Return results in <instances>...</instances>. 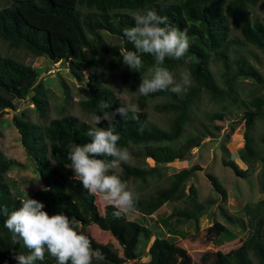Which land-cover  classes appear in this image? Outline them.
I'll use <instances>...</instances> for the list:
<instances>
[{
    "label": "trees",
    "instance_id": "1",
    "mask_svg": "<svg viewBox=\"0 0 264 264\" xmlns=\"http://www.w3.org/2000/svg\"><path fill=\"white\" fill-rule=\"evenodd\" d=\"M7 1L0 6V40L8 48L19 49L35 57L44 56L54 62H69L70 71L78 80L86 77L91 93L90 97L79 101L81 107L92 115H101L104 111L113 114L112 123L121 137L118 146L131 147V153L136 158L153 159L154 165L145 168L138 164L122 163L115 174L126 183L132 181L144 185L148 176H156L159 164L176 158L185 159L192 146L199 145L204 136L219 129L215 125L213 130L208 126L197 127L193 131L184 130L191 120L192 105L201 92L207 93L218 103L233 102L236 100L234 83L239 77H250L264 84L260 71L241 52L243 47L252 45L264 54V0ZM146 9L167 16L171 25L180 30L186 29L190 37V48L185 57L181 60L167 57L162 65L167 69L183 65L185 70L192 73V83L187 92L181 95L170 91L156 92L149 96L136 95L141 105L153 101L158 110L169 114L167 127L149 120L143 112L138 113V121L132 120L130 113L125 120L116 112L124 104L112 88L99 82L91 70L98 62H104L110 71L119 73L122 83L133 85L152 68L154 58L150 54H142L144 66L139 72L129 70L122 63L123 53L135 50L124 35V29L134 26L130 12ZM103 32L118 37L120 43L107 44ZM85 49H97L99 58L86 59ZM72 61L81 62L88 72L84 74L83 69H78ZM214 63L221 64L226 87L218 85L212 68ZM42 71L0 51V112L8 108L15 109L13 99H22L32 92V103L41 113L44 110V87L38 77ZM104 103L109 105L107 109L101 107ZM245 105L243 145L237 149V154L246 166L241 168L231 159L225 160L224 165L230 166L237 175L247 176L254 171L256 163L261 161L259 188L264 192V155H259L249 135L255 118L263 110L264 92L249 99ZM223 116L224 112L215 111L210 119H222ZM12 119L45 185L28 196L42 202L44 211L50 216L62 212L83 228L94 224L110 232L120 245L122 257L109 250L108 246L92 242V248L104 254V261L93 264H123L137 258L143 250L142 244L151 237L147 217L153 220L152 214L163 204L182 201V207L174 206L166 215V219L170 216L176 222H197L207 206L208 201L198 200L196 188L186 184L193 172L200 169L199 165H192L171 173L168 184L163 187L146 194L134 192L138 196L137 210L116 218L113 215L116 208L106 204L100 208L97 195L84 190L77 177L66 179L65 175L71 164L68 159L70 147L87 142L89 138L85 133L93 123L80 121L68 113L52 117L44 124L26 118L22 112L14 114ZM107 126V121L98 125ZM259 139L264 148V134ZM16 163L14 158L0 150V208H6L9 213L20 207L21 200L6 179V173ZM207 177L213 189L225 201L226 189L218 178L211 173ZM243 211L248 233L238 246L226 252L206 251L194 261L170 234L172 232L168 231L166 236H154L146 250L147 258L135 264H264V196L255 203H245ZM223 214L231 220L229 215ZM6 218L0 214V264H17L13 258L14 253L28 254V250L22 246V242L13 241L12 233L4 227ZM205 232L207 239L216 243L222 241L221 236H232L217 221L206 227ZM36 264H56V260L46 252L45 259Z\"/></svg>",
    "mask_w": 264,
    "mask_h": 264
},
{
    "label": "rangeland",
    "instance_id": "2",
    "mask_svg": "<svg viewBox=\"0 0 264 264\" xmlns=\"http://www.w3.org/2000/svg\"><path fill=\"white\" fill-rule=\"evenodd\" d=\"M6 2L8 1L0 0V6ZM136 12H130V14L133 15ZM103 35L107 44L120 43V39L116 36L106 32H103ZM0 51L43 70L38 77L44 87V110L41 113L32 103V92L22 99L14 98L15 109L8 108L0 112V150L17 162L6 173V179L11 184L13 192L23 199L45 185L36 170L34 158L28 153L21 141L20 134L13 123V115L22 112L26 118L44 124L52 117L68 113L74 115L80 121L93 123V115L83 109L79 103V101L90 97L91 93L86 83V77L78 80L70 71L69 62H54L44 56L35 57L19 49L8 48L1 40ZM241 52L255 65L264 79V54L252 45L243 47ZM85 56L88 60H97L99 52L97 49H85ZM72 63L78 69H83L84 74L88 72L81 62L72 61ZM212 68L218 85L226 87L221 64L214 63ZM149 69L143 74L142 78H150ZM91 70L97 75L101 84L113 89L115 95L124 105H136L140 112L147 115L149 120L162 127H167L169 114L158 110L153 105V101L141 105L136 99L138 94L136 91L141 80L133 85L124 84L120 80L119 73L110 71L104 62H98ZM168 70L178 79L179 73L185 68L183 65H179ZM234 84L236 100L233 102L218 103L210 98L207 93L201 92L192 105L191 120L184 128L185 131H193L197 127L208 126L213 130V126L218 125V130H213L211 134L204 136L199 145L192 146L185 159L176 158L171 162L159 164L156 176H148L144 185L132 181L126 183L129 190L146 194L167 185L171 173L184 167L199 165L200 169H196L192 177L186 180L187 186L192 184L196 188L199 201H208L206 208L199 215L198 221L180 220L176 222L170 216L166 219V215L171 212L174 206L182 207L183 203L182 201H172L163 204L152 214L153 220L147 217L149 220L147 227L150 230L151 237L145 244H142L141 254L123 264H135L137 261L145 260L147 258V247L154 236H166L169 234L168 231L172 232L170 234L189 252L194 261H197L201 254L206 251L221 250L226 252L238 246L247 235L249 228L243 206L247 202L255 203L264 196V192H261L259 188V172L262 164L261 161H258L253 172H250L247 176H241L237 175L230 166L224 165V161L231 159L241 168L246 166L237 154V149L243 145V112L247 109L245 104L249 99L264 92V84H260L250 77H239ZM215 111L224 112L223 118L210 119V115ZM263 134L264 107L261 115L255 118L253 128L249 133L251 142L260 156L264 155V148L259 139ZM127 149L132 157L128 163L138 164L143 168L154 165L152 158L146 157L144 160L136 158L131 153L132 148ZM208 173L216 176L226 189L225 201H222L221 196L213 189L207 177ZM65 175L66 179L75 176L70 167L67 168ZM96 200L102 208L105 202L98 195ZM223 213L229 215L231 220L227 219ZM214 221L223 224L232 233V236L229 238L221 236L222 241L220 243L208 240L205 228L212 225ZM75 227L78 231L87 235L91 242L108 246L109 250L122 257L120 245L107 230H102L94 224L83 228L78 222ZM102 261L104 259L101 261L93 260V262L99 263Z\"/></svg>",
    "mask_w": 264,
    "mask_h": 264
},
{
    "label": "clouds",
    "instance_id": "3",
    "mask_svg": "<svg viewBox=\"0 0 264 264\" xmlns=\"http://www.w3.org/2000/svg\"><path fill=\"white\" fill-rule=\"evenodd\" d=\"M132 18L134 26L124 29V35L135 50L125 51L122 63L129 70L139 72L144 66L142 54L154 58V65L149 69L150 78H142L136 92L142 96L161 91L176 95L186 93L192 83V73L183 70L177 79L162 65L167 57L181 60L188 53L190 37L187 30L171 25L167 16L152 9L137 11ZM101 107L107 109L109 105L104 103ZM116 112L125 120L129 113L132 120H139L140 109L134 104H125ZM113 118V114L107 111L93 115V126L85 133L89 139L83 144H73L68 159L82 188L116 208L113 215L119 218L137 210L138 196L115 174L121 164L128 163L132 157L127 148L118 146L121 137L115 131ZM103 121H107L108 126L98 127ZM44 207L42 202L27 195L20 200V207L10 213L6 208H0V214L7 217L4 227L12 233L13 241L22 242L28 250V254L14 253L17 264H36L45 259L46 252L55 258L56 264H93L94 259H104L99 249L92 248L89 237L77 230L74 219L62 212L50 216Z\"/></svg>",
    "mask_w": 264,
    "mask_h": 264
}]
</instances>
